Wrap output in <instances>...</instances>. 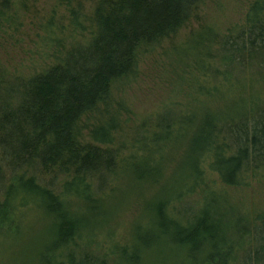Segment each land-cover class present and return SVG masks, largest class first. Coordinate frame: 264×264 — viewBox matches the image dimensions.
Here are the masks:
<instances>
[{
  "label": "trees",
  "instance_id": "1",
  "mask_svg": "<svg viewBox=\"0 0 264 264\" xmlns=\"http://www.w3.org/2000/svg\"><path fill=\"white\" fill-rule=\"evenodd\" d=\"M30 1L0 0L1 34H5L4 23L11 21H4V17L7 19L15 10L12 18L17 21V12L26 10ZM91 1L92 12L86 15L85 0H59L67 23H59L51 15L40 25L42 48L38 54L53 59L38 73L14 77L0 65V241L15 236L23 220L34 212L51 226L45 252L55 248L61 254L59 258L67 257L70 264H108L107 253L93 257L84 248L83 261L75 263L73 250L66 253L63 244L69 242L79 254L78 244L89 234L88 221L81 216L74 219L73 211L100 201L95 191L97 179L102 171L113 176L105 164L118 158V163L125 166L122 155L129 151L120 146L114 152L104 151L92 145H115V134L121 132L119 125L109 126L107 131L101 124L92 127L91 144H84L79 123L100 107L99 111L103 107L109 115L112 87L136 78L141 55L173 39L196 20L202 0ZM202 32H207L205 39L194 45L199 48L206 44L201 57L209 63L196 73L199 78L218 79V85L199 88V95L209 97L221 86L238 84L241 79L231 80L230 72L243 66L244 58L248 70L239 71L245 93L230 103L232 113L209 112L197 125L199 114L180 113L175 124L164 127L185 125L181 137L186 145L171 179L169 196L165 201L159 199L166 192L162 186L161 193L154 197V208H144L146 235L137 228L133 248L113 245L108 253L114 258L111 264H118L117 251L122 255L131 248L142 256L155 257L160 264H165L166 256L177 257L174 264H264V209L246 213L226 195L230 190L247 188L249 177L256 183L264 180V172L260 174L264 169V0H248L242 21L222 38L212 29ZM215 62L225 69L219 70ZM256 66L261 67L258 73L253 70ZM161 109L136 124L139 135L131 145L136 154L130 158L138 162L129 169L134 173L131 183L158 187L165 157H159L158 163L159 158L149 153L156 141L145 143L150 132L146 120L155 123L161 119L154 124L160 128L166 105ZM189 160L194 164L190 166ZM158 173V178L152 177ZM48 177L55 181L61 178L59 185L51 181L46 184L44 178ZM220 193L221 209L226 208L221 216L212 209L213 199ZM193 197L197 208L194 213L190 206L181 212L175 207ZM226 213L231 214L232 223L224 221ZM56 240L60 241L57 247ZM92 247L91 237L87 249ZM42 259V253L35 250V264H51Z\"/></svg>",
  "mask_w": 264,
  "mask_h": 264
},
{
  "label": "rangeland",
  "instance_id": "2",
  "mask_svg": "<svg viewBox=\"0 0 264 264\" xmlns=\"http://www.w3.org/2000/svg\"><path fill=\"white\" fill-rule=\"evenodd\" d=\"M247 2L248 0H202L194 16L196 20L182 29L173 39L164 41L153 48L150 53L141 55L136 78L119 81L112 87L109 115H105L103 107L99 111L100 107L96 112L82 118L79 126L84 144H91L89 131L92 127L101 124L102 129L107 131L109 126L118 127L119 125L121 132L118 133L117 131L115 134V145L105 147L94 143L92 145L104 151L114 152L118 146L129 151H125L126 153L122 155V158L125 159V166L118 163V158H115L112 163L105 164L107 169L113 171V176L102 171L99 179H97L95 191L98 190L97 198H100V201L96 205L90 203L83 209L81 207L80 211H73L72 217L74 219L81 216L88 221L87 232H89V234L84 235L85 241L78 244L80 247L79 254L69 245V242L63 244L66 253L73 250L75 263L83 261L85 255L82 254V250L84 248L85 252L88 251L93 257L107 253V262L111 264L114 262V258L108 253H110L113 245L127 244L129 248L132 247V237L134 233L136 234L137 228L143 236L146 235L148 223L144 208L145 206L150 210L154 208V197L161 193L162 186L166 192L160 194L159 199L165 201L169 196L172 185L171 179L181 163L183 145H186V141L184 142V138L181 137L185 125L172 126L169 129L164 128L165 126L175 124L177 115L179 116L180 113L188 112L186 114L193 113L194 115L196 112L199 114L196 125L209 112L220 110L222 113H228L231 110L230 103L244 95L246 86L244 82H241L244 77L241 76L239 70L243 69L245 73L248 70L246 58H244L243 66H236L230 72L231 80L241 79L238 80V84L232 83L230 86H221L209 97L199 95V88L206 90L215 87L218 85V79L199 78L200 74L196 73L197 70L205 67L209 61L201 57L206 44L199 48L195 47L194 44L199 39H205L207 32H202L203 29L214 30L220 38L225 36L227 30L242 21ZM84 4L85 14L90 15L93 2L85 0ZM14 12L15 10H12L10 16L3 19L6 21L11 18V21L4 23L3 31L5 34L0 33V45H2L0 46V65L4 67V71L14 77L20 75L29 77L38 73L44 65L51 63L53 59V57L43 58L42 55L38 54L42 48L40 25L51 15L59 23L66 24L67 15L59 0H31L27 3L26 10L17 12V21L15 20V22L12 18ZM196 34V38L190 41ZM207 48L214 50L213 47L207 46ZM215 67L221 71L225 69L224 66L222 67L216 62ZM260 68V66H256L253 70L258 73ZM6 78L13 84L11 77L6 76ZM164 105H166V109L160 128H155L154 124L160 123L161 119L156 120L155 123L152 122V119L146 120L147 123H150L148 125L150 132L146 133L148 136L145 144L156 141L149 153H151L152 158L153 156L163 159L165 157L166 162L165 165H163L164 162L160 165L161 177L158 181V187L131 183L130 177H133L134 173L129 169H132L134 161L138 162L137 158H130L136 154L131 150V145L139 135L136 124L156 114ZM232 112L233 110H231ZM110 118L113 119L110 120ZM118 118L126 124L123 125L122 122L118 121ZM160 158L158 163H160ZM193 164L194 161L189 160V165ZM121 166L122 168H120ZM263 172L264 169L260 174ZM159 174L152 175V177L158 178ZM35 178L36 180L39 178L37 174H35ZM44 179L46 184L51 181L54 186H58V181L61 178L58 177L56 181L50 177ZM206 179L209 180V175ZM212 180L216 181V177H213ZM248 182L247 188L230 190L231 193L226 194L227 198L230 199L231 196L234 203L246 213L254 209H264V180L256 183L251 181L249 177ZM214 189L216 190V188ZM94 193L92 191V194ZM209 195L206 197H209L210 200L212 196ZM216 196L217 198L213 199L212 209L221 216V211L224 214L223 209L226 210L224 207L221 209L223 193ZM194 199L195 197L185 199L184 202L175 205V207L181 212L184 207L190 206L191 212L194 213L197 209ZM202 203L203 201L199 205L200 209ZM147 213L149 212L147 211ZM224 221L232 223L233 219L230 213H226ZM50 227L48 222L38 216L36 217L34 212H30L23 220L15 236L0 241V264H35L32 260L35 250L42 253V260L49 261L51 264L62 262L70 264L67 257L59 258L61 254L59 255L55 248L45 252L48 246L46 236ZM91 237L93 247L90 250L87 249V246L91 242ZM53 242L56 247L60 245L59 240ZM132 248L126 249L122 255H119L117 251L118 264H133L137 260L140 261L139 264H160L156 262L155 257L142 256V253L135 252ZM136 256H138L137 259ZM166 258L165 264H174L178 260L177 257L172 256H166Z\"/></svg>",
  "mask_w": 264,
  "mask_h": 264
}]
</instances>
